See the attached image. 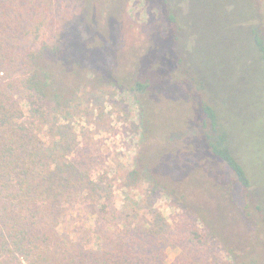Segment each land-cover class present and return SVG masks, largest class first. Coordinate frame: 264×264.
<instances>
[{
  "label": "rangeland",
  "instance_id": "obj_1",
  "mask_svg": "<svg viewBox=\"0 0 264 264\" xmlns=\"http://www.w3.org/2000/svg\"><path fill=\"white\" fill-rule=\"evenodd\" d=\"M149 1L123 0L114 14L115 0H0V14L13 23L21 46H30L37 31L50 49L59 48L57 58L75 46L65 71L59 73L57 58L52 60L63 96L48 124L36 122L45 147H53L62 132L66 140L60 162L67 188L52 199L41 226L71 253L111 246L130 225L162 246L169 262L264 264V124L244 128L235 121L232 127L234 153L253 181L245 188L217 158L196 157L207 92L192 84L193 99L179 106L170 88L149 94L157 113L148 122L139 95L104 80L105 74L130 73L162 85L163 70L170 68L177 69L174 79H187V47L208 64L225 49L219 32L206 29L210 21L202 27L188 13L194 22L185 36L162 17L161 0ZM235 28V36L243 33ZM90 53L94 57L83 62ZM239 95L229 102L242 113L244 92ZM147 151L152 156L144 160Z\"/></svg>",
  "mask_w": 264,
  "mask_h": 264
},
{
  "label": "trees",
  "instance_id": "obj_2",
  "mask_svg": "<svg viewBox=\"0 0 264 264\" xmlns=\"http://www.w3.org/2000/svg\"><path fill=\"white\" fill-rule=\"evenodd\" d=\"M161 1L158 8L162 9V17L175 22L178 31L186 34L187 25L194 22L188 13L194 14L202 27L210 21L206 29L219 32L220 39L226 41L222 44L225 49L208 64L204 54L199 60L191 55L195 49L190 47V51L186 46V69L192 75L187 79H174L177 69L170 68L163 70L162 85L153 84L150 77L134 79L130 73L105 74L104 80L118 87L128 85L139 95L148 122L155 119L157 113V103L152 102L149 94L170 88L174 104L179 106L193 99L192 84L199 91L207 92L210 102L201 104L204 119L196 132L200 138L196 157L217 158L232 171L237 182L251 188V173L244 159L233 150L236 146L232 143V127L235 121L244 128L264 124V0ZM187 2L192 13L185 10ZM114 3L110 9L118 14L123 0ZM166 5L169 15L164 12ZM235 26L243 31L241 35H234ZM14 29L13 23L0 14V264H177L167 260L162 246L152 245L148 237L135 233L137 229L130 225L121 230L111 246L74 253L58 248L52 234L41 226L52 199L67 188V178L62 175L65 164L60 162L64 160L61 152L66 149L64 132L53 147H45L38 138L36 125L37 121L48 124L47 117L55 113L57 102L63 96L55 83L57 70L53 65L59 48L50 49L48 41L38 31L31 45L23 47ZM197 31L202 30L197 27ZM74 51L72 45L66 54L57 58L59 73L66 70L69 55ZM93 57L90 53L89 61L83 60L84 56L82 60L89 63ZM245 70H251V75L248 72L244 76L242 71ZM83 73L79 69L78 74ZM240 92H244L245 98L242 113L236 102H229L236 100ZM51 130L54 132L53 126H49ZM166 139L167 133H164L162 140ZM151 156L147 151L143 157L148 160ZM194 235L200 238V234Z\"/></svg>",
  "mask_w": 264,
  "mask_h": 264
}]
</instances>
